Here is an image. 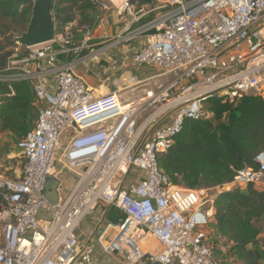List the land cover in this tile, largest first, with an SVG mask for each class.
I'll use <instances>...</instances> for the list:
<instances>
[{
	"label": "built area",
	"instance_id": "obj_1",
	"mask_svg": "<svg viewBox=\"0 0 264 264\" xmlns=\"http://www.w3.org/2000/svg\"><path fill=\"white\" fill-rule=\"evenodd\" d=\"M106 1L130 22L100 50L143 38L131 63L168 78L147 98L157 106L178 94L163 110L170 111L169 119L140 131L137 122L148 105L123 103L114 92L94 96L71 68L92 36L76 21L63 25L49 43L29 48L15 41L0 83L29 81L38 114L15 145L25 161L21 174L0 173V264H99L96 250L123 257L122 264H219L209 240L214 198L174 185L158 160L186 120L208 118L204 106L212 95L228 102L249 95L264 101V0H152L151 8L137 7L139 0ZM146 17L151 19L140 24ZM103 25L98 16L97 26ZM75 34L82 36L78 44ZM70 55L78 59L60 61ZM64 131L69 141L58 157ZM56 162L77 180L64 198L50 202L47 181L56 182V194L61 187ZM255 163L237 171L224 189L260 185L264 152ZM99 206L105 216L117 210L122 217L84 241L77 230ZM136 231L154 240L155 251L137 246Z\"/></svg>",
	"mask_w": 264,
	"mask_h": 264
},
{
	"label": "trees",
	"instance_id": "obj_2",
	"mask_svg": "<svg viewBox=\"0 0 264 264\" xmlns=\"http://www.w3.org/2000/svg\"><path fill=\"white\" fill-rule=\"evenodd\" d=\"M32 1L0 0V39L7 41V47L26 31ZM99 6L98 0H54L56 32L72 21L78 28L92 27ZM9 55L0 43V71ZM205 106L212 117L186 120L173 146L159 157L160 169L176 186L218 190L209 228L215 242H225L232 264H264V190L250 184L243 190L224 189L237 171L255 168L256 156L264 152V101L249 95L228 102L212 95ZM37 114L29 81L0 83V134L21 140L34 127ZM121 217L110 210L105 220L116 222Z\"/></svg>",
	"mask_w": 264,
	"mask_h": 264
},
{
	"label": "crops",
	"instance_id": "obj_3",
	"mask_svg": "<svg viewBox=\"0 0 264 264\" xmlns=\"http://www.w3.org/2000/svg\"><path fill=\"white\" fill-rule=\"evenodd\" d=\"M154 5H156V2L152 0H139L136 2L137 7L144 6L151 8ZM101 9V6H99L98 12L102 11ZM105 10V15L101 16L104 19L103 26H97V17L100 16L97 14L94 16V25L92 27H83L89 28L92 31V36L90 42L87 44L88 48L86 47L82 51L80 57H78L80 58V60H78L79 62L71 67L73 73L85 82L87 87L93 91L94 96L97 98L114 92L123 103L127 104L139 101L145 106L148 105L137 122L140 131L144 130L146 127L163 126L169 119V117H167L168 115H163V110H167L170 106H173L174 103L170 100L163 104L162 107L158 108L156 105L151 104V101L147 98V94L156 93L158 88L165 86L166 82H168V78L162 77L160 72L153 67L132 65V56L142 47L144 43L143 38L128 44L100 50V44L113 37L116 33H119L123 25L130 22L128 18L117 17L111 6ZM149 19H151V17H146L140 24L147 22ZM81 41V34H75L74 42L78 44ZM91 50L96 51L89 53ZM78 58L70 55L62 57L60 61L66 63ZM52 81L53 80H51V82ZM68 141V132H62L60 135L62 149L68 144ZM56 169L61 178V187L56 197L64 198L74 186L77 176L69 180L65 172H63L64 170L61 165L57 164ZM256 189L260 190L259 188ZM85 222L86 221H83L80 224L77 230L78 236L84 241L90 237L96 238L101 231L97 233L89 232V228L86 227ZM263 236L264 234H262V237ZM217 239L218 238H216V240ZM219 242L225 243L224 241H218V243ZM144 245L147 250L155 251V245L150 246V243L147 242H144ZM94 260L99 264H122L119 258L107 257L103 255L100 250L95 251Z\"/></svg>",
	"mask_w": 264,
	"mask_h": 264
},
{
	"label": "rangeland",
	"instance_id": "obj_4",
	"mask_svg": "<svg viewBox=\"0 0 264 264\" xmlns=\"http://www.w3.org/2000/svg\"><path fill=\"white\" fill-rule=\"evenodd\" d=\"M98 2H99V4H101V8H102L101 9L102 11H99L98 15L103 16L106 13V10L104 9L103 6L110 8L111 5L106 0H98ZM148 5H151V4H148ZM0 43H1V46L4 48V52L11 50L12 47L6 46V43H7L6 40L0 39ZM31 67L32 66H30V68ZM49 80H51V79H49ZM162 88H158L156 93L161 91ZM177 96H178V94H174V95L170 96V98L164 99L163 101H161L160 104H157L158 108L162 107L161 106L162 104L169 102L170 100L176 98ZM204 109H205L206 117H208V119L211 118L212 114L210 112L206 111L207 110L206 106H204ZM169 113H170V111H167V112L163 113V115H166V114L168 115ZM19 140H20L19 138H15L14 136H12L9 133L0 134V173L5 174L8 177H12V178L19 176L21 174L23 167H24V164H25V161L21 158V156L19 155L18 151L15 148V145ZM62 150L63 149L60 148V150L58 151V157L61 155ZM57 164L61 165V163H59V162H56V165ZM62 168L64 170L63 172H65V174L67 175L66 177L69 180L75 178V175L73 173L68 171L63 166H62ZM56 172L58 173L59 179H61L60 174H59L57 169H56ZM254 187L259 188L260 190L261 189L264 190V180L262 181V183L260 185L254 186ZM205 192H206V196L208 198L213 197L214 199H215L216 195L218 194V190H209V191H205ZM102 212H103V207L99 206L94 211H92L88 216L85 217L84 221H86L85 224H86V227L89 228L88 229L89 232L97 233V232L102 231L105 228L107 221L104 219L105 215H103ZM112 213H113L112 215H117L114 212H112ZM262 234H264V224H263V228H262ZM139 235H141V236L139 237ZM132 236H133V240H135L137 242V244L139 245V247L143 251L147 250V248L144 245V242L150 243V246L155 245L154 240L147 233L142 234V233L136 231V232H134V234ZM209 238H210L209 240H210V244H211L213 254H214L215 258L218 260L219 264H232V259L226 254V249H227L226 244L221 243V242H219V243L215 242V239L212 236V234L210 233V230H209ZM122 258L123 257H120V260Z\"/></svg>",
	"mask_w": 264,
	"mask_h": 264
},
{
	"label": "water",
	"instance_id": "obj_5",
	"mask_svg": "<svg viewBox=\"0 0 264 264\" xmlns=\"http://www.w3.org/2000/svg\"><path fill=\"white\" fill-rule=\"evenodd\" d=\"M54 0H33L31 16L26 31L15 41L25 47H36L53 40L56 26L53 16ZM56 182L48 180L46 184V197L48 201L55 202ZM51 190V192H49Z\"/></svg>",
	"mask_w": 264,
	"mask_h": 264
},
{
	"label": "bare ground",
	"instance_id": "obj_6",
	"mask_svg": "<svg viewBox=\"0 0 264 264\" xmlns=\"http://www.w3.org/2000/svg\"><path fill=\"white\" fill-rule=\"evenodd\" d=\"M137 246L139 247V245L137 244ZM156 246V245H155ZM140 248V247H139ZM141 249V248H140ZM143 251V250H142Z\"/></svg>",
	"mask_w": 264,
	"mask_h": 264
}]
</instances>
